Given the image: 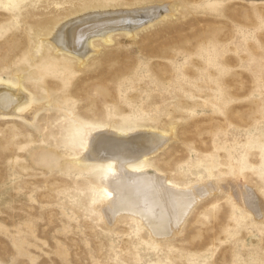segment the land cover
I'll use <instances>...</instances> for the list:
<instances>
[{
  "label": "rangeland",
  "instance_id": "1",
  "mask_svg": "<svg viewBox=\"0 0 264 264\" xmlns=\"http://www.w3.org/2000/svg\"><path fill=\"white\" fill-rule=\"evenodd\" d=\"M166 3L134 36L96 38L83 62L52 42L87 9ZM0 81L36 106L0 116V264H264V217L227 190L152 239L128 216L103 221L94 168L60 161L86 125L150 126L172 133L149 160L170 182L237 178L263 196L264 0H0Z\"/></svg>",
  "mask_w": 264,
  "mask_h": 264
},
{
  "label": "bare ground",
  "instance_id": "2",
  "mask_svg": "<svg viewBox=\"0 0 264 264\" xmlns=\"http://www.w3.org/2000/svg\"><path fill=\"white\" fill-rule=\"evenodd\" d=\"M167 6L166 3L131 9H87L58 24L52 42L57 51L76 56L83 62L97 50L96 38L110 43L114 33L134 36L137 30L153 24L154 20L165 18L170 10ZM33 103L22 84L0 81V116L24 117L28 108L34 109V113ZM171 138V132L150 126L122 130L86 125L85 143L77 152L78 156H64L60 161L70 159L81 170L94 168L95 179L104 193L96 205L103 221L113 226L120 217L128 216L140 222L152 239H166L177 233L195 205L219 189L227 190L238 204L242 202L256 216L264 217V195L237 178L222 181L208 178L187 185L170 182L149 160L167 146Z\"/></svg>",
  "mask_w": 264,
  "mask_h": 264
}]
</instances>
